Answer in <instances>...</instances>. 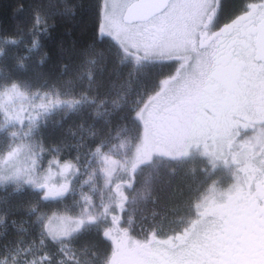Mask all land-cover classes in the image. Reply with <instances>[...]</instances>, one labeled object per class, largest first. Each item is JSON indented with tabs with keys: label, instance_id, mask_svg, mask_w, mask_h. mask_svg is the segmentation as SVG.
I'll list each match as a JSON object with an SVG mask.
<instances>
[{
	"label": "rangeland",
	"instance_id": "374dc122",
	"mask_svg": "<svg viewBox=\"0 0 264 264\" xmlns=\"http://www.w3.org/2000/svg\"><path fill=\"white\" fill-rule=\"evenodd\" d=\"M132 1L134 0H104L101 27L105 34L103 37L108 42L112 43L106 37V33H112L107 25L108 14L111 11L113 15L121 13ZM259 2L261 3L262 0H259ZM182 25V34L178 38L172 37L162 49L152 50L150 54H143L142 50L133 55L126 53V57L132 59L130 62L135 65L134 67L142 70V76L144 71L147 70L148 72V69L158 70L149 93L136 90L129 98L130 92H125V94L119 92L121 88L118 86H124L123 83L117 85L112 82L109 85L112 88L109 90V94L119 95L118 98L107 99V97H104L103 100H98L100 97L94 94V90H92L96 86L93 83L91 84L90 81L88 83L80 81L82 80L81 77H77L75 86H69L70 80H66V84L52 85L48 89H42L23 82H15L9 85L0 84V192L5 188H13L19 192L23 189L30 191L32 188L38 189L37 185L44 184L51 187V190L57 195L63 193L71 195V198H68L70 199L68 209L47 216L46 223L51 218V222L56 226L57 231L61 229L60 218H64V225H66L69 232L67 237H61L57 240L58 243H61L60 249L62 248L63 251H60L55 262L42 261V257H45L46 254H42L44 244H41L40 241L41 239L45 240L46 235L38 230V243L32 241V244L36 243L32 248L19 247L20 249L8 251L7 254L0 257V264H127L120 255L123 242L120 236L122 230L119 225L127 230L131 238L130 241L141 242L148 240L151 235L155 237L158 235L155 230L151 229L156 224L154 212L151 213L148 208L140 207L142 201H139L141 198L137 196L136 193L139 194V192L135 191L136 189L129 193L131 198L126 208L125 218L123 222L119 223L122 218L121 209L124 204L122 190L124 196H126V189L122 188V185L123 181H128L129 175L134 172L140 174L145 170L148 173L150 167H142L141 163L149 160L153 161L156 146L167 140L166 146L169 151H172L174 147L172 141L166 138L162 139L154 129L156 127L155 122L174 106L170 99H173L182 92L181 90H184L182 80L173 82L170 79L172 73L179 67L180 61L177 60V57L186 58L189 50V47L183 41L184 39L190 41L189 37L192 34L190 27L186 26L184 22ZM8 41L0 40V55L4 43ZM115 43L117 49L125 57L124 52L126 49L128 50L131 43L126 40L123 41V38L115 40ZM192 44L193 41L191 48ZM210 45L206 49H211ZM127 58L126 60H128ZM159 61L162 62L159 63ZM187 64L188 60L185 61V67ZM82 75L81 72L80 76ZM137 85H140V88L144 86L142 79L137 81ZM126 88L130 90V88ZM131 102L134 111L137 112V117L141 121L138 138L135 135L132 136L130 129L121 130L120 133L113 136L112 141L108 144H102L86 151L83 154L84 158L79 163H75L76 168L71 162H58L60 160L57 156L53 159L43 154L40 144L35 140L37 129L52 116L85 111L89 114L93 113V117L107 118L116 114L115 112L123 103L129 106ZM160 147H163V145ZM162 149V151H166L165 147ZM183 151L184 149H182ZM189 159L185 161L187 162ZM223 159L219 158L218 161L210 155L203 161H206L205 165H208L209 173L214 172L215 167H217L220 169L216 171L218 177H236L234 175V165L233 169L228 166L224 168L221 166ZM196 162L200 161L196 160ZM192 169L193 173L190 172V169L187 170L191 175L188 176L190 184H187L186 187L193 189L195 192L197 187L199 188L203 184L201 186L203 189L200 193L198 191L195 193L200 195L199 199L194 198L192 205H195L192 207L189 205L191 217L187 218L186 215L184 217V213L180 208L177 211L175 210L176 217L174 220L178 221L177 224L181 225L180 227H186L187 221L189 223L187 227H193V230H196L194 229V226H196L194 223L198 221H195V218L198 217L197 212L203 206L202 201L214 194L215 187L210 182L204 184L200 173L202 171L201 166H193ZM204 171H206V168ZM181 172V169H177L178 175H184V172ZM197 172L200 173L199 177H192ZM160 177L163 178L164 182L159 187L162 186L165 195H173L174 190L172 191L170 185L175 180L171 172L163 170ZM225 180L221 183L219 191L226 188L228 181ZM177 184L178 182H176ZM141 185L143 192L144 189L151 188L149 182L146 187L143 186L144 182ZM90 218L93 219L90 220ZM44 220H46L45 217ZM2 222H4V219H0V225ZM169 222H172V220H169ZM78 224L79 226H77ZM75 231L76 250L69 244V240L75 235ZM197 231L189 234L190 237ZM105 232L109 233L107 238L104 235ZM165 233L167 234H161L160 237L173 235L169 230ZM90 234H94L101 242L106 244V250L102 254L99 253L102 257H99L94 250L88 247L83 248L82 251L78 250L79 242H82L80 238L85 237L84 239H88ZM143 259L146 262L145 257ZM128 262L129 264H135L129 259Z\"/></svg>",
	"mask_w": 264,
	"mask_h": 264
},
{
	"label": "trees",
	"instance_id": "16d2710c",
	"mask_svg": "<svg viewBox=\"0 0 264 264\" xmlns=\"http://www.w3.org/2000/svg\"><path fill=\"white\" fill-rule=\"evenodd\" d=\"M103 4L104 0H0V40H10L1 50L0 84L23 82L48 89L66 84V80L75 86L81 77L80 81L96 86L92 90L98 100L118 98L109 94L112 82L123 83L119 92H130L129 98L136 90L149 93L158 70L148 69L142 76V70L126 60L116 44L100 38ZM139 79L142 88L137 85ZM115 113L107 118L85 111L52 116L37 129L35 140L43 154L57 156L58 162H71L76 168L86 151L108 144L121 130L130 129L138 138L141 123L133 103H123ZM7 190L0 192V212L7 216L0 227V252L16 248L20 242L32 248L39 242L33 212L37 202L26 196L27 191ZM84 238H80L78 250L88 247L100 257L105 247L99 238L94 234Z\"/></svg>",
	"mask_w": 264,
	"mask_h": 264
},
{
	"label": "flooded vegetation",
	"instance_id": "af4514ba",
	"mask_svg": "<svg viewBox=\"0 0 264 264\" xmlns=\"http://www.w3.org/2000/svg\"><path fill=\"white\" fill-rule=\"evenodd\" d=\"M132 2H130L121 13L113 15L111 11L108 14L107 25L112 33H106V37H108L114 44H116L115 40H118L119 38H123V41L126 40L131 43L128 50L126 49L124 52L125 57L126 53L133 55L137 54L140 50L143 51V54H150V52L155 49L160 50L164 45L169 43L167 41L172 37L178 38L182 34L183 21H180L179 24L174 22L171 25H162L163 13L161 12L143 22H123L125 10ZM236 3L239 5L238 7ZM248 3L259 4L260 2L259 0H219L217 15L213 19L209 20L205 16L195 26V29L190 28L192 34V36L189 37L190 41L187 39H184L183 41L189 47L186 57H190V59H188V64L185 69L182 70V76L191 72L193 66L198 63L197 52L202 54L211 52L212 49L206 48L214 42L215 37L213 34L218 32L225 24L230 23L233 15ZM261 3H264V0H262ZM226 8H229V10L227 11ZM192 41L193 44L191 48ZM145 49L147 50L145 51ZM129 51L130 53H128ZM127 59L132 61L130 58ZM161 62L162 61H159V63ZM199 66L203 70H208L209 67L207 64H200ZM175 75L176 71L172 73L171 77ZM180 80L183 81V79ZM199 87V84H197L196 87L190 89L194 96L198 94L197 89ZM181 91L183 92L184 90ZM177 95L173 99L171 98L170 102L171 100L173 102ZM261 129H264V124H257L254 127L248 128L237 126L234 129L236 136L233 140V146L236 151H239V146L245 144L246 141L251 142L253 137L259 136L261 134ZM166 143L167 140L155 147L153 161L149 160L145 163H141L142 167H150L148 173H146L145 170L140 174L134 172L129 175L128 181H123L122 188L126 189V196H124L122 190L124 204L121 209L122 218L119 223L123 222L125 218V213L127 211L126 208L131 198L129 193H132L135 189V191L139 192V194L136 193L137 196L141 198L139 201H142L140 205L141 208H148L149 211L154 207L159 208L157 211H153L157 222L151 228L158 233L156 237L151 235L148 240L145 241H130L131 238L127 230L119 225V228L122 230V235L120 236L122 237L123 242L120 248V255L124 258L125 262L129 264V259L132 262H135V264H175V261L184 254V250L188 247L190 241L198 239L202 241L197 248L200 264H264V221L256 217L241 214L226 221V227L217 228L215 222L219 219L218 217L212 215L210 212L206 215L202 214L210 203L214 202L217 206L222 205L227 199V194L237 183L238 178L236 177L242 175V173L239 172L240 166L232 162V155L229 154L224 157V159L221 158L223 159L221 166L223 168L228 166L233 169L234 165V175L236 177L232 176L230 178L228 176L227 178H220L216 175L218 168L215 167L216 169L214 172L209 173L208 165H205L206 161H203V159L208 158L210 155L214 156L215 159L219 161V158L212 154L211 148L206 151L203 143L194 141H188L183 144L172 142L174 147L172 151H169ZM161 145L165 147L166 151H162L163 147H160ZM182 149H184L183 152ZM225 151L227 152L228 150L226 149ZM188 158L190 159L186 162L185 160ZM256 159L258 162V155ZM196 160L200 162H196ZM193 166H201L202 171L200 173L204 184L210 182L215 187L214 194L202 201L203 206L201 207V210L197 212L198 217L195 218V221H198L194 223V225L196 224V226H194V229L196 230H193V227H187L189 226L187 221L186 227H180L181 225L177 224L178 221L174 220L176 217V211L180 208L183 211L182 213H184V217L185 215L187 218L191 217V213L189 212L191 210L190 206L192 207L195 205H192L194 198L199 199L200 196L195 193L197 191L200 193L203 189L201 187L203 184H201L199 188L197 187L195 192L193 189L191 190V188L186 187L187 184H190L188 182V176L191 175V171L193 173ZM205 168L206 171H204ZM177 169H181L182 172H184V175H178ZM188 169H190V172L187 171ZM163 170L171 172L175 180L170 185L172 186V191L174 190L173 195H165V190L162 189V186L159 187L161 183L164 182L163 178L161 179L160 177ZM200 173H194L192 177L197 178ZM231 173L233 172L231 171ZM224 180L228 181V184L226 183L225 189L219 191V189H221V183H223ZM142 182H144L143 186L145 187L149 182L151 188H148L147 190L144 189L143 192V187L141 185ZM176 182H178L177 185ZM39 185L41 187L38 189L32 188L30 191L27 189L23 190L27 191L26 196L31 197L37 202L35 205L36 210L33 211L36 213L34 215V229L35 231L40 230L46 235L42 254H46V256L50 258V262H55L61 251V243L49 240L44 231V227L47 221V216L68 209L67 207L70 204V199L68 198H71V195H65V193L57 195L51 190V187L44 184ZM173 186L175 187L173 188ZM8 189L15 190L13 188ZM2 191L5 192L7 189L5 188V190ZM140 207L139 210L141 211ZM6 217V215H3V213L0 212V219H4V222L1 224H5ZM44 217L46 220H44ZM169 220H172V222H169ZM3 225H0V227ZM167 230L173 235H166V237L161 238L160 235L167 234L165 233ZM194 231L197 232L190 237L189 234H192ZM25 244L26 243L24 242H20V245H17L16 248L8 251L17 250L19 247H28ZM69 244L76 250V231L75 235L69 240ZM102 244L105 246L106 250V244H104V242H102ZM8 251L0 252V257L7 254ZM144 257L146 262L143 259Z\"/></svg>",
	"mask_w": 264,
	"mask_h": 264
},
{
	"label": "snow or ice",
	"instance_id": "6c2138e0",
	"mask_svg": "<svg viewBox=\"0 0 264 264\" xmlns=\"http://www.w3.org/2000/svg\"><path fill=\"white\" fill-rule=\"evenodd\" d=\"M218 7L219 0H164L162 25L183 21L195 29L201 18L213 19ZM213 36L211 52H197L198 63L191 72L182 76L185 61L190 57H177L179 67L170 79H183L184 91L177 95L174 106L155 122L154 130L162 139L172 142L203 143L206 151L211 148L218 158L231 154L232 162L240 166L242 175L227 194L226 201L219 206L210 203L202 213L210 212L218 217L215 226L222 228L230 218L241 214L264 221V129L251 142L240 145L239 151L233 146L237 126L248 128L264 124V3L244 5L231 22ZM200 64L209 65L208 70L200 68ZM197 84L200 87L194 96L190 89ZM60 225L57 231L51 218L45 224L49 240L56 242L69 235L64 218H60ZM104 235L107 238L109 233ZM201 243L198 239L190 241L175 264H200L197 248ZM45 260L50 258L42 257V261Z\"/></svg>",
	"mask_w": 264,
	"mask_h": 264
},
{
	"label": "water",
	"instance_id": "95a60500",
	"mask_svg": "<svg viewBox=\"0 0 264 264\" xmlns=\"http://www.w3.org/2000/svg\"><path fill=\"white\" fill-rule=\"evenodd\" d=\"M164 0H137L128 6L124 15L123 22H143L161 12ZM99 36H103L101 28L99 29Z\"/></svg>",
	"mask_w": 264,
	"mask_h": 264
},
{
	"label": "bare ground",
	"instance_id": "6f19581e",
	"mask_svg": "<svg viewBox=\"0 0 264 264\" xmlns=\"http://www.w3.org/2000/svg\"><path fill=\"white\" fill-rule=\"evenodd\" d=\"M8 191V190H7ZM9 193V192H8ZM15 194H16V192H15ZM162 216V215H161ZM157 222V221H156ZM14 224V223H13ZM18 229V228H17ZM103 248V247H102ZM109 249V248H108ZM104 251V250H103Z\"/></svg>",
	"mask_w": 264,
	"mask_h": 264
}]
</instances>
